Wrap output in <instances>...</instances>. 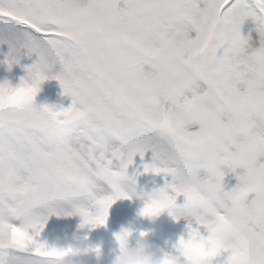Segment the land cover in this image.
<instances>
[{"label":"snow or ice","instance_id":"snow-or-ice-1","mask_svg":"<svg viewBox=\"0 0 264 264\" xmlns=\"http://www.w3.org/2000/svg\"><path fill=\"white\" fill-rule=\"evenodd\" d=\"M0 45L7 64L39 58L21 98L50 79L73 97L0 129V264H54L68 249L30 232L62 203L95 228L117 200L151 197L147 216L176 211L181 195L209 234L180 240L183 264H264V0H0ZM59 123L74 146L49 140ZM149 151L145 173L170 175L173 195L134 190L127 168ZM222 166L246 169L231 191Z\"/></svg>","mask_w":264,"mask_h":264},{"label":"trees","instance_id":"trees-1","mask_svg":"<svg viewBox=\"0 0 264 264\" xmlns=\"http://www.w3.org/2000/svg\"><path fill=\"white\" fill-rule=\"evenodd\" d=\"M9 52L10 51L7 50L0 56V83L10 80L14 85H17L21 82V80L28 77L26 69L32 67L35 63H37L39 58L35 55L29 57L27 54H25L21 57L19 64L13 65L11 71H9L8 65L6 63ZM37 96L43 101L46 106L54 107L56 109H70L73 105V97L64 94V90L58 80L50 79L43 82L40 85V91ZM133 160L138 161L139 166L144 171L145 165L151 166L153 164L154 154L150 151L146 152L143 158H141V156L137 154ZM147 174L155 181L154 183L157 185V187H155V189H139L136 187V191L138 193L147 194L148 196H150L160 189L167 188L169 195H171L170 193L172 192V190L168 188V185H171L173 183V178L170 175H166L163 173L159 175L155 173ZM245 174L246 169L237 168L233 173L234 179L231 178V182H229L228 176L225 175L224 190L231 191L232 189H234L239 184V177ZM127 200L132 205V210L130 212H127L128 214L126 213L127 219L131 218V220H135L140 223H143L141 222L142 220H149L142 215V211L145 207L144 199L133 197L132 199ZM62 205L63 212L60 215H58V213H55L49 215L47 218L43 232H46L48 234V238L44 237V235H39L37 237L34 233L31 232L30 235H33L34 239H36L38 243H45L49 247L62 248L64 245H68V247L82 246L86 248L92 245V243L94 242V237L96 235L108 231L110 225L112 224L114 225L112 228V242L117 247L114 254L109 257L100 258H95L88 255L82 257V259L85 261V264H115L117 256H119L121 253V246L119 241L117 240V236L122 233L120 226L117 224L119 220L114 209L115 203L109 210V217L106 222V226H98L95 228L91 226L82 227V225L84 224L83 218L76 213L73 205L69 203H63ZM90 211L95 214L97 209L90 208ZM179 222L188 224V222L183 219H181ZM146 226L147 225L144 223V227ZM191 227L200 231H207L205 228L197 225L195 221L192 222ZM148 229L151 230L149 227ZM149 245L159 255L176 254V249L172 245L154 236L150 237Z\"/></svg>","mask_w":264,"mask_h":264},{"label":"clouds","instance_id":"clouds-1","mask_svg":"<svg viewBox=\"0 0 264 264\" xmlns=\"http://www.w3.org/2000/svg\"><path fill=\"white\" fill-rule=\"evenodd\" d=\"M9 71L16 63L7 64ZM31 79L28 77L21 80L17 85H14L10 80L0 83V129L9 127L10 125L27 126L35 123L41 116L44 108L36 103V96L31 98H21L20 91L24 87L31 86ZM48 138L50 141H57L66 145L74 146L77 141L76 138L70 134L69 125L65 123L54 124L49 129ZM90 189L96 194L108 195L107 189L97 176L90 178ZM126 189L132 187L126 185ZM136 190V185L135 189ZM169 195L167 189H160L155 192L156 198H162ZM151 202V197L145 200V205ZM40 206L47 208L49 205L41 201ZM167 212L174 220L179 222L181 219L188 221L189 226L197 218V210L192 207L178 206L176 211L170 212L167 209L155 214L147 215L145 218L149 219L152 223H156L159 218ZM125 232V231H124ZM129 235L121 246V253L117 256L115 264H183V260L176 254L159 255L152 249L149 244H140L133 246L130 243L132 233L126 231ZM147 236V234H145ZM189 238H191L189 236ZM58 248V247H55ZM65 249V248H59ZM67 251H62L54 264H85L82 257L96 252L97 255L102 253L100 248H82V247H69Z\"/></svg>","mask_w":264,"mask_h":264},{"label":"rangeland","instance_id":"rangeland-1","mask_svg":"<svg viewBox=\"0 0 264 264\" xmlns=\"http://www.w3.org/2000/svg\"><path fill=\"white\" fill-rule=\"evenodd\" d=\"M7 50L10 51L7 45H0V56L3 53H5V51ZM36 103L42 107L46 106L38 96H36ZM177 202H178V206L182 207L186 203V198L179 196ZM62 204L60 205V208L63 207ZM114 209H115V212L117 213L119 223H123L125 221L131 220V218L127 219L126 217V213L132 210V205L127 199L117 200L115 202ZM62 212L58 213V215H60ZM132 221H135V220H132ZM141 222L143 223H140L138 221H135L134 223L141 224V225H144L145 223L147 225L146 228L148 227L150 228L151 227L150 225L152 224L153 228L152 227L150 228L151 231H148L146 229L147 233L148 234L150 233L157 238L165 240L170 245H172L175 249L177 248L180 240L181 239L187 240L190 236L191 230L194 229L186 223L177 222L167 212H165L156 223H152L150 220H142ZM113 226L114 225L111 224L108 231L102 232L101 234H98V236L94 237V240H93L94 242L92 243V245H90L89 247H86V248H91V249L100 248L102 249V253L100 255H97V253L93 251L90 254H88L89 256L91 255L94 257H109L112 254H114L115 249H117V247L112 242ZM200 232H201V235L204 236L205 238H207L209 235L207 231H200ZM40 235H44V237L48 238V234L46 232L42 231ZM62 248L67 249L69 247L68 245H64ZM221 259L226 260L227 254H225Z\"/></svg>","mask_w":264,"mask_h":264},{"label":"water","instance_id":"water-1","mask_svg":"<svg viewBox=\"0 0 264 264\" xmlns=\"http://www.w3.org/2000/svg\"><path fill=\"white\" fill-rule=\"evenodd\" d=\"M137 173H140V175H137ZM127 175L128 177H135L136 178V186L139 188H143L148 183V177L143 174L134 164L129 165L127 168ZM122 230L129 231L132 233L130 242L134 245H140V244H147L148 242V236H145L146 232L143 230V228L137 224L127 222L124 223L122 226Z\"/></svg>","mask_w":264,"mask_h":264}]
</instances>
